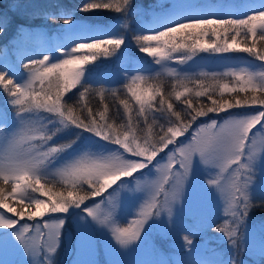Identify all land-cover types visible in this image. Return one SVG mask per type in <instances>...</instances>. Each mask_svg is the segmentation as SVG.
Wrapping results in <instances>:
<instances>
[{
  "label": "snow or ice",
  "instance_id": "6c2138e0",
  "mask_svg": "<svg viewBox=\"0 0 264 264\" xmlns=\"http://www.w3.org/2000/svg\"><path fill=\"white\" fill-rule=\"evenodd\" d=\"M152 7L161 10L146 13L132 0H85L81 13L111 11L120 17L108 25L78 24L70 13H45L61 30L35 34L38 45L25 48L11 65L0 54V253L18 251L20 264H56L62 229L71 220L77 251L91 248L101 234L111 254L124 255L120 249L134 251L155 232L178 251L175 258L145 264H247L241 252L259 254L264 264V226L257 243L249 225L250 210L264 208V198L253 195L257 179H264V0L258 5L172 0L167 8ZM144 15L152 17L149 23L139 19ZM132 42L161 71L131 77L125 87L132 102L119 101L124 116L118 121L104 103V90H99L103 109L94 110L86 100L91 89L84 85L93 82V69L99 74L100 57L107 60ZM177 52L181 64L198 52H243L260 63L194 78L166 66ZM166 75L174 79L170 92L163 87ZM78 86L79 99L69 103L66 97ZM173 99L183 104V113ZM205 117L210 122L188 139ZM61 134L73 138L57 144ZM153 169L156 178L149 179ZM197 178L217 213L209 208L185 224L178 214ZM137 204L133 215L129 209ZM209 230L222 247L205 258L194 238Z\"/></svg>",
  "mask_w": 264,
  "mask_h": 264
},
{
  "label": "rangeland",
  "instance_id": "374dc122",
  "mask_svg": "<svg viewBox=\"0 0 264 264\" xmlns=\"http://www.w3.org/2000/svg\"><path fill=\"white\" fill-rule=\"evenodd\" d=\"M4 3V10L8 11V14L18 19V23L22 24L17 30V35L14 39L7 40L6 37L10 33L7 29L3 32L0 37V54L6 56V63L11 65L22 58V52L25 48L35 47L38 45L39 41L34 39L35 34L38 33H55L61 30V26L50 27V24L45 22H37L28 19V13L35 11H43L46 5L50 4L54 0H0ZM172 2V0H171ZM193 4H210L216 5L220 3L225 4H251L256 3L258 5L259 0H191ZM171 4V3H170ZM169 4V5H170ZM168 5V6H169ZM166 6V8L168 7ZM3 10V11H4ZM144 11V9H142ZM161 9L155 11L159 12ZM1 12V10H0ZM150 13L151 11H144ZM113 16V15H112ZM95 17H97L95 15ZM91 17L87 18H73L78 24H98V25H108L117 22L120 14H115L114 18L108 20L104 23L95 22L97 18ZM142 19L144 23H149L152 19L150 15H144L139 18ZM65 28L67 26H64ZM6 39V40H5ZM130 47L124 48L121 53H118L117 59L111 64V61H106L104 57H101L96 63L101 65L99 74L95 69L91 75L93 76V82H106L109 85H114L120 81L131 80L132 76L135 75H151L156 74L161 71V66L156 64L153 59H146L145 57H138L137 54L130 53ZM19 50V51H18ZM133 50V48H131ZM31 54V53H28ZM179 56L174 57L173 60L166 61L167 67L175 69L177 73L181 75L198 76L200 72H223L231 67L244 68L247 67L248 63L259 64L260 62L254 60H245L240 57L225 56V54H215L212 52H198L191 60L186 61L181 64L176 59ZM228 57L229 59H225ZM105 67L107 71L105 72ZM138 67L149 68V72H137ZM90 69L93 68L89 67ZM21 71H25L23 68ZM19 75V73H16ZM26 78V76H25ZM79 87V86H78ZM3 97H0L2 100ZM205 121L201 123H208ZM195 125L189 131L188 139H191V132L195 131L200 124ZM71 136H65L61 134L57 139L56 143H66L68 140L72 139ZM187 142V141H185ZM173 146H169L172 148ZM167 151V150H166ZM0 154H2V148H0ZM166 159L165 153H161L158 159ZM147 169L144 170L147 173ZM229 174L224 173L227 177ZM258 175V173H257ZM155 169H153V175L149 179H155ZM207 177H205L206 179ZM253 195L257 199L264 198V179H257L256 184L253 188ZM96 202L100 201L99 198H95ZM142 203V201H141ZM89 206H92L89 203ZM210 208L213 215L217 213V205L213 201H209L201 194L199 179H195L193 184L189 189L188 198L185 201L184 209L178 214V219L185 224H192L194 219L205 213ZM139 209V204L135 208L129 209L134 215ZM3 212V211H0ZM59 215V214H58ZM47 218V217H46ZM133 216H128V219H132ZM250 232L252 238L258 243L261 236V228L264 226V221L260 216L258 207H253L250 210ZM120 226H127L126 223H121ZM100 227V226H97ZM75 231V225L71 220L66 221L64 228L62 229L63 236L62 245L58 248L57 254L55 255L56 264H75L79 261V264H109V261H119V264H145V262L153 261L161 257L174 256V245L168 239L161 238L155 232L150 233L146 238L145 242L141 247L135 249L134 251L127 252L125 249H120L124 255L111 254L108 239L101 234H97L95 237L94 245L89 248L87 246L81 247L79 251L76 249V244L72 238V234ZM184 233L180 234L181 242ZM110 238V233H109ZM195 243L198 246V251L201 256L205 258H210V249L222 247L218 237L211 231H207L204 234H198L195 238ZM111 243L115 245V241L112 240ZM119 249V245H116ZM188 249L185 248V251ZM241 258L244 259L247 264H259L260 256L256 254L254 256H249L241 253ZM0 260L7 262V264H20L21 256L18 251L9 249L3 253H0Z\"/></svg>",
  "mask_w": 264,
  "mask_h": 264
},
{
  "label": "trees",
  "instance_id": "16d2710c",
  "mask_svg": "<svg viewBox=\"0 0 264 264\" xmlns=\"http://www.w3.org/2000/svg\"><path fill=\"white\" fill-rule=\"evenodd\" d=\"M84 2H85V0H54L50 4L46 5V8H44L43 11H35V12L28 13V19H31V20H34L37 22L43 21L47 24H50V27H58V26H60L59 22L51 20V19H47L45 17V13H47L51 16H57V15L61 14L62 12L63 13H70L73 18H87L89 20H91L90 19L91 17H95V15H96L97 17H95V18H97V19L95 20V22H98V23L107 22L108 20H111L112 18H114V15L116 14L115 12H111V11H99V10H97L94 13H81L79 11V8ZM88 2H90V0H88ZM132 3H133L134 7L139 6L141 9H144V11H153V10H157L160 8L157 7L155 9H153L152 6L163 5L166 8V6H168L171 3V0H132ZM0 10H1V12H0V25L4 26V31L7 29V31L10 32L7 35L6 39L7 40L14 39V37H16L17 32H18L17 29L22 24H20V22L18 23V19H15L16 17L15 18L11 17L8 14L7 10H4V3L2 1H0ZM2 35H3V33L0 34V37ZM129 39L131 40V37H129ZM1 44L2 43H0V45ZM131 48H133V50H131ZM129 50H130V53H132L133 55L137 54L138 57H145L146 59H153L152 57H149L144 53H140L138 51L137 47L135 46L134 42H132ZM117 55L108 57L106 61H111V64L114 63L117 59ZM181 55H182V52H177V53L173 54V57L181 56ZM225 56L240 57V58L245 59V60L256 61L253 57H250L246 53H243V52L227 53V54H225ZM257 62H259V61H257ZM91 65L92 64H89V65H87V67L89 68V67H91ZM155 75L156 74H151V75H146V76H155ZM194 78H199V75L194 76ZM129 81L130 80L120 81V82L115 83L114 85H109L106 82L86 83L84 86L91 89V91L88 93V95L86 97V100L93 107L94 110H96V109L102 110L103 104L101 103L99 90L103 89L104 90V103H106L109 106L110 116L115 117L119 121L124 116L123 106L120 105L119 101L121 99H128L130 102H132L131 97L127 93V89L125 87V84L128 83ZM149 82L151 83L152 81H149ZM173 83H174V79L172 76L166 75L163 77V87L165 89V92L172 91ZM205 83H207V81H205ZM189 87H194V85L189 84ZM113 90H115V95H113ZM80 91H83V88L78 87L77 89H73L72 92L69 93V96L66 97L67 101L69 103H75L79 99V92ZM200 100L202 103L210 104V101H208L206 97H201ZM173 103H174V106L176 107V110L181 111L183 113V111H184L183 104L175 101L174 99H173ZM233 111L235 112V111H239V110L234 109ZM220 116H224V113H221ZM209 117L217 118L215 113H210ZM208 120L209 119L207 117L199 118V121H200L199 123L205 122ZM199 123H197V124H199ZM197 124H195V125H197ZM186 135L188 136L189 133ZM180 139H184V138L181 137ZM85 187H87V186H85ZM97 198H99V197H97ZM258 210H259L260 216L262 217V219L264 221V208L258 207ZM0 211H4V210L0 209ZM8 215H10V214H8ZM29 223H34V222L29 221ZM241 253H243V252H241Z\"/></svg>",
  "mask_w": 264,
  "mask_h": 264
}]
</instances>
